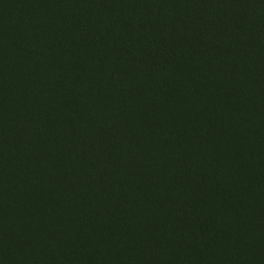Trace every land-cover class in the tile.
Listing matches in <instances>:
<instances>
[{"label": "trees", "instance_id": "16d2710c", "mask_svg": "<svg viewBox=\"0 0 264 264\" xmlns=\"http://www.w3.org/2000/svg\"><path fill=\"white\" fill-rule=\"evenodd\" d=\"M0 264H264V0H0Z\"/></svg>", "mask_w": 264, "mask_h": 264}, {"label": "rangeland", "instance_id": "374dc122", "mask_svg": "<svg viewBox=\"0 0 264 264\" xmlns=\"http://www.w3.org/2000/svg\"><path fill=\"white\" fill-rule=\"evenodd\" d=\"M18 0H9V5L14 8L17 5Z\"/></svg>", "mask_w": 264, "mask_h": 264}]
</instances>
